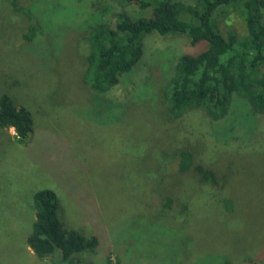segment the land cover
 <instances>
[{"label":"rangeland","instance_id":"obj_1","mask_svg":"<svg viewBox=\"0 0 264 264\" xmlns=\"http://www.w3.org/2000/svg\"><path fill=\"white\" fill-rule=\"evenodd\" d=\"M5 1L0 0V96L31 115L34 131L19 144L13 129L0 128V264H67L60 250L39 259L26 243L36 218L34 195L43 190L56 194L67 231L99 242L95 253L76 254V264H106L108 256L112 264H161L157 246L135 241L140 236L132 235L130 223L136 218L165 222L190 237L182 264H264V116L241 101L220 123L201 111L172 119L160 90L179 56L195 50L179 37L146 38L135 71L109 92L94 94L82 82L87 27L114 24L119 5H44L69 30L50 37V44L30 46L23 39L29 19ZM103 4L106 13L98 10ZM126 11L147 15L137 6ZM224 11L220 25L245 34L241 16L232 8ZM40 46L46 61L31 52ZM182 150L194 154L195 164L214 169L220 187L200 184L193 169L181 172ZM167 198L173 200L170 211ZM189 200L198 203L194 215ZM126 225L132 239L123 238Z\"/></svg>","mask_w":264,"mask_h":264},{"label":"trees","instance_id":"obj_2","mask_svg":"<svg viewBox=\"0 0 264 264\" xmlns=\"http://www.w3.org/2000/svg\"><path fill=\"white\" fill-rule=\"evenodd\" d=\"M94 1L98 5L104 0ZM111 1L122 9L116 14L114 24L93 22L87 27L89 55L82 82L88 90L102 95L119 86L140 64L144 41L149 36L186 38L195 50L179 56L172 75L160 90L167 114L179 120L190 112L201 111L211 123H220L237 102L244 101L255 114L264 116V0ZM61 2L34 0L28 6H22L21 0L5 1L15 12L29 19L31 24L23 39L30 46L44 45L47 41L50 44V37L62 36L69 30L63 26L66 23L59 24L54 20L55 12L43 11L44 5ZM103 6H98V10ZM132 6L147 15L132 17L126 11ZM227 8L241 16L245 34L220 25L218 17ZM31 52H37L38 58L46 61V48ZM33 126L29 113L19 111L8 95L0 96V128L13 129L16 141L24 144L33 133ZM178 156L181 172L193 169L200 184L220 187L214 169L195 164L191 151L182 150ZM172 203L173 200L167 198L165 208L171 209ZM197 204L193 201L188 204L190 215L196 214ZM34 206L36 218L26 243L37 258H48L60 250L63 262L76 264V254L96 252L99 242L95 237L86 239L76 231L64 228L57 213L58 198L54 192H36ZM212 207L219 211L214 204ZM130 225L132 235L140 236L136 242L159 248L158 262L161 264H182L184 251L189 253L191 238L165 222L136 218ZM122 231L123 238L132 239L128 225L122 227ZM106 264H112L111 257H106ZM222 264L232 263L225 259Z\"/></svg>","mask_w":264,"mask_h":264}]
</instances>
